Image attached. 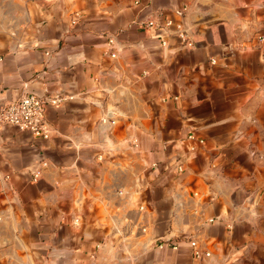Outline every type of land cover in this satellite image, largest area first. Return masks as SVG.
I'll return each mask as SVG.
<instances>
[{
	"label": "crops",
	"instance_id": "1",
	"mask_svg": "<svg viewBox=\"0 0 264 264\" xmlns=\"http://www.w3.org/2000/svg\"><path fill=\"white\" fill-rule=\"evenodd\" d=\"M26 94L62 102L0 126V264H264V0H0Z\"/></svg>",
	"mask_w": 264,
	"mask_h": 264
},
{
	"label": "built area",
	"instance_id": "2",
	"mask_svg": "<svg viewBox=\"0 0 264 264\" xmlns=\"http://www.w3.org/2000/svg\"><path fill=\"white\" fill-rule=\"evenodd\" d=\"M144 28L155 27L151 21H145L140 24ZM170 26L169 22H166L164 27ZM180 41L187 47H191L192 44L188 41L184 32L179 31L177 33ZM108 44H112L113 40L108 39ZM165 43H162L164 45ZM113 56V55H112ZM210 63H214V60H210ZM62 102L59 96H46L38 97L35 94H26L20 98L10 101L4 104L0 109V126H12L20 131H26L35 138L46 140L49 138V130L45 120V108L47 106H56ZM192 138V137H190ZM201 143V141H199ZM38 178V173L33 175V180ZM167 243H159L158 246L162 247ZM171 247L175 248L174 245ZM205 256H208L206 254ZM195 258H200L198 253H194Z\"/></svg>",
	"mask_w": 264,
	"mask_h": 264
}]
</instances>
